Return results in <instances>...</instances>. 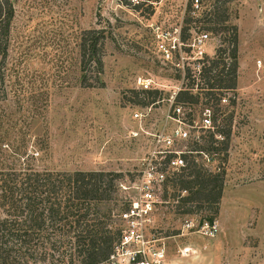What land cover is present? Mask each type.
Masks as SVG:
<instances>
[{
    "label": "rangeland",
    "instance_id": "1",
    "mask_svg": "<svg viewBox=\"0 0 264 264\" xmlns=\"http://www.w3.org/2000/svg\"><path fill=\"white\" fill-rule=\"evenodd\" d=\"M137 1L138 5L129 0H10L5 99L0 101V171H115L122 175L120 196L130 201L144 146L141 136L131 134L139 125L130 113L144 106L128 99L129 89L137 88L138 77L161 87L162 100L142 118L147 128L162 122L168 96L188 86L187 75L196 71L193 58L183 59L182 68L175 57L172 62L160 60L155 43L173 40L176 34L182 40L187 34L205 33L202 53L212 56L235 31V87L215 90L206 98H188L183 107L192 118L209 108L214 111L213 130L228 132L225 153H212L204 165L210 171L223 170L211 222L216 230L211 237L200 232L199 226L208 222L206 210L180 203L168 182L145 226L144 259L147 264H264V0H198L195 13L184 0ZM207 22L223 28L205 30ZM90 29L104 36L102 71L94 82L89 67V86H84L79 81L78 42L81 32ZM226 54L222 72L230 62ZM221 66L219 61L214 69ZM217 95L226 102H219L215 111ZM209 132H203L200 143ZM152 250L162 252L159 261L149 254ZM103 264L135 263L116 255Z\"/></svg>",
    "mask_w": 264,
    "mask_h": 264
},
{
    "label": "trees",
    "instance_id": "2",
    "mask_svg": "<svg viewBox=\"0 0 264 264\" xmlns=\"http://www.w3.org/2000/svg\"><path fill=\"white\" fill-rule=\"evenodd\" d=\"M12 18L10 0H0V101L5 99V64ZM221 27L223 28L221 23L212 22L208 23L205 30L220 31ZM103 39L101 31L92 29L80 34L79 81L84 86H89L85 83L89 67L93 71L94 82H97L102 71ZM225 51L230 62L226 71L222 72L225 64L222 62V54ZM235 51L234 31L226 46L223 47L221 42L212 56H204L207 66L201 61L197 74L194 77L187 75L190 77L188 86L178 90L174 100L185 102L188 98H197L199 94L206 98V95L215 90L220 92L223 89H233ZM219 61L222 66L216 71L214 68ZM200 81L201 85L198 84ZM193 88H197L195 93H192ZM129 93L128 99L141 106H147L161 98V90L157 89L133 88L129 89ZM219 99L220 95H217L215 111L219 109ZM214 130L201 137L202 143H196L191 148L202 150L209 157L212 153H225L228 132L220 128ZM214 132L222 134V139L214 138ZM204 165L199 156L190 157L182 171L169 182L174 188L173 196H179L177 200L180 203L196 209L203 207L207 213L204 217L211 223L221 195L223 170L210 171ZM121 176L119 172L108 170H1L0 264L108 262L123 229L120 213L129 205V201H125L119 193ZM181 191L185 194L180 195ZM192 210L185 209L184 212Z\"/></svg>",
    "mask_w": 264,
    "mask_h": 264
},
{
    "label": "built area",
    "instance_id": "3",
    "mask_svg": "<svg viewBox=\"0 0 264 264\" xmlns=\"http://www.w3.org/2000/svg\"><path fill=\"white\" fill-rule=\"evenodd\" d=\"M131 5H138L137 0H129ZM190 4L191 13L199 11L198 0H184V4ZM189 33H191L189 31ZM199 33V32H198ZM160 35V37H165ZM207 35L187 34L184 40H181L177 34L171 39L155 43L156 51L163 62H172L173 57L179 60L180 67H183L182 60L193 58L195 61L194 77L201 64L200 58L202 45ZM172 41V42H170ZM174 51V52H173ZM136 87L141 90L157 89L161 90L158 85H153L152 80L148 78H137ZM181 87L176 88L167 98V110L163 115L160 124L143 128L142 119L153 105L158 104L162 98L155 100L151 104L144 106V109L136 108L130 113V118L139 125L138 130L131 131L133 137L141 136L144 139V146L141 156L138 158L135 177L131 183V196L128 208L120 213V219L123 222V229L120 234L119 242L114 246L112 253L109 255V262L116 255H125L128 263L147 264L144 259V240L143 234L145 226L151 222V215L154 207L161 201V193L166 183L174 176L180 173L190 157L199 156L206 164L209 156L199 149H192V145L200 140V136L205 131H212L215 124L212 121V111L209 108H201L198 116L192 118L190 111H184V102L177 103L175 95ZM220 103H225L226 98L220 95ZM218 139L219 135L214 134ZM119 187H122L119 184ZM124 188V187H122ZM184 193V191H181ZM208 237L215 232V224L203 222L198 229ZM134 247H137L134 249ZM154 260L159 261L162 258V252L159 250L149 251Z\"/></svg>",
    "mask_w": 264,
    "mask_h": 264
}]
</instances>
